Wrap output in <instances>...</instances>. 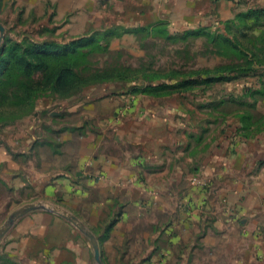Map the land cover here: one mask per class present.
<instances>
[{"label":"rangeland","instance_id":"rangeland-1","mask_svg":"<svg viewBox=\"0 0 264 264\" xmlns=\"http://www.w3.org/2000/svg\"><path fill=\"white\" fill-rule=\"evenodd\" d=\"M0 24V264H264V0H0Z\"/></svg>","mask_w":264,"mask_h":264},{"label":"crops","instance_id":"crops-1","mask_svg":"<svg viewBox=\"0 0 264 264\" xmlns=\"http://www.w3.org/2000/svg\"><path fill=\"white\" fill-rule=\"evenodd\" d=\"M155 125H157V127L159 126L157 123H154L153 124V126H155ZM150 127V124H149V126H148V128ZM147 128V129H148ZM148 131V130H147ZM146 131V132H147ZM149 133V134H148ZM148 133H144L145 134V136H144V138H142V142H143V144H144V149H149L147 152H146V150L145 151H143L142 152V154H141V158H144V160H146L147 162H148V158H154L155 160H156V162H160V160L161 159H163L167 154H163V153H159L158 151H151V148L152 147H155V146H159V147H161V146H163V144H165L166 143V145H167V143H168V141H170L169 140V138H167L166 140H163L164 139V137H154L153 135H155V134H151L149 131H148ZM137 140V139H136ZM138 141V140H137ZM160 151V150H159ZM154 153V154H153ZM137 154L135 153V155H130L129 156V159L130 160H128V162H129V164H130V162H133V160H134V157L136 156ZM150 155H151V157H150ZM106 157V156H105ZM119 157V156H118ZM118 157L117 156H114V155H111L109 158H111V160H112V162H115V163H117L116 161H118L119 159H118ZM100 161H101V158L99 159ZM133 169H134V167H133ZM114 171V170H113ZM131 174L133 175V172L131 171ZM135 175H138L139 174V172H137V170H135V173H134ZM113 175H115L117 178H120L121 176L119 175V172L117 171V172H113ZM128 175V174H127ZM139 176V175H138ZM264 186V185H263ZM261 193L262 194H260V198H258L259 199V201H261V203H262V210H260V215H258V218L261 220V219H264V188H262V190H261Z\"/></svg>","mask_w":264,"mask_h":264},{"label":"water","instance_id":"water-1","mask_svg":"<svg viewBox=\"0 0 264 264\" xmlns=\"http://www.w3.org/2000/svg\"><path fill=\"white\" fill-rule=\"evenodd\" d=\"M0 30H1V32H3V27H2L1 24H0ZM16 218H18V215H15V218L14 219H11V221L14 222V220H16ZM0 236H1V234H0ZM89 237L91 238V240H93L95 242L93 235H89ZM94 249H95V257H96V260L98 262H100V250H99V246H98L97 243H94Z\"/></svg>","mask_w":264,"mask_h":264}]
</instances>
